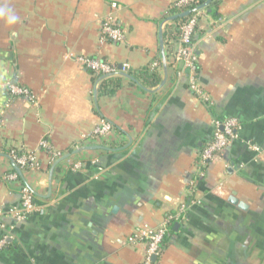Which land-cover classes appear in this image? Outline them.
I'll use <instances>...</instances> for the list:
<instances>
[{
    "label": "crops",
    "instance_id": "obj_1",
    "mask_svg": "<svg viewBox=\"0 0 264 264\" xmlns=\"http://www.w3.org/2000/svg\"><path fill=\"white\" fill-rule=\"evenodd\" d=\"M176 1L0 0L19 17L9 24L0 16V213L12 238L0 264H141L145 244L127 238L183 204L155 264H264V0H219L217 15L202 10L194 40L206 104L173 58L164 21ZM108 16L123 42H101ZM81 56L130 69L98 77ZM13 82L38 103L10 102ZM229 117L241 125L239 138L201 177L215 121ZM102 120L113 130L95 140ZM43 138L71 154L53 173ZM13 148L35 152L41 164L23 172L37 210L21 222L13 215L22 209L20 180L6 178L15 172ZM76 162L83 168L71 171Z\"/></svg>",
    "mask_w": 264,
    "mask_h": 264
},
{
    "label": "built area",
    "instance_id": "obj_2",
    "mask_svg": "<svg viewBox=\"0 0 264 264\" xmlns=\"http://www.w3.org/2000/svg\"><path fill=\"white\" fill-rule=\"evenodd\" d=\"M199 6H201L200 0H177L173 5V9L177 11V14H182L186 11L194 10ZM116 7V4L112 5V8L115 9ZM201 13L202 10H198L186 18L181 19L183 22L179 25V36L177 41H175L173 58L176 62L182 63L184 71L188 73L189 90L194 94L197 100L206 104L209 103L210 98L200 86L198 81L199 56L197 53L196 43L193 41ZM168 24H170V22L164 23V25ZM106 40L115 43H121L125 40L123 29L115 22V19L112 16H108L102 23L101 42L103 43ZM78 62L91 73L103 78L119 73H128L130 69L128 64H124L120 70L119 68L99 58L81 56L78 58ZM159 66V61L154 62L150 67V71L153 72ZM7 93L10 102L14 98L24 97L34 105L38 103L37 97L32 90L14 82L8 84ZM6 107H9V102ZM240 129L241 125L238 119L233 117L215 121L213 139L203 149L200 155L198 170L201 177L205 174L206 168H208V166L212 164L216 158L223 156L230 149L232 144L238 140ZM112 130V124L107 120H102L101 124L95 128L91 137L95 140L106 138ZM83 138H86V136H83ZM40 147L50 153L52 161L55 163L63 157L61 152L56 151L53 148L47 138H43L41 140ZM9 157L22 172L30 170L39 171L41 169V164L36 153L33 151L23 152L13 148L9 152ZM82 168L83 163L76 162L72 165L71 171H79ZM6 178L8 180L16 181L19 180V175L16 172H13L8 174ZM194 185L195 184L193 182L192 189ZM21 200V211L13 213L17 222L24 221L29 215L37 210L36 195L26 184L21 188ZM187 208V205L183 204L180 206L177 214L169 215L160 226L152 227L144 225L136 233L127 238L128 244H145L146 250L141 264H155L154 258H157L161 254L162 246L168 233L170 232L171 226L175 221L180 219ZM5 231H7V229L2 222V214L0 213V252L8 246L10 239H12L11 235Z\"/></svg>",
    "mask_w": 264,
    "mask_h": 264
},
{
    "label": "water",
    "instance_id": "obj_3",
    "mask_svg": "<svg viewBox=\"0 0 264 264\" xmlns=\"http://www.w3.org/2000/svg\"><path fill=\"white\" fill-rule=\"evenodd\" d=\"M213 2V0H207L204 4H202L201 6H199L198 8L194 9V10H191V11H186L182 14H177L175 16H172L170 17L168 20H165L164 22H171V21H176L178 19H183V18H186L187 16H189L190 14H192L193 12H196L198 10H203L205 8H207L211 3ZM160 45H161V49H162V53L164 54V41H163V32L161 31L160 33ZM164 66L166 68V58L164 57ZM121 70V68H119ZM127 76V75H126ZM129 77V76H127ZM86 149H90V148H83V149H80V150H76L74 153H79L81 152L82 150H86ZM71 156V154H68L64 157H62L61 159H59L53 169H52V173L54 172V169L56 168V166H58L62 161H64L65 159L69 158ZM13 166H14V170L15 172L19 175V177L22 179L24 178L23 176V172L21 171V169L13 162ZM230 202L237 205L239 208L243 209V210H246L247 206L246 204H244V202H240L239 200H237L236 198L232 197L230 198ZM178 227H180V224H175L173 226V229L176 230ZM154 261H156V257L154 258Z\"/></svg>",
    "mask_w": 264,
    "mask_h": 264
},
{
    "label": "trees",
    "instance_id": "obj_4",
    "mask_svg": "<svg viewBox=\"0 0 264 264\" xmlns=\"http://www.w3.org/2000/svg\"><path fill=\"white\" fill-rule=\"evenodd\" d=\"M206 1L207 0H200V4L202 5ZM218 2H219V0H213V2L209 5L207 10H210V11H212L211 12L212 14L217 15ZM176 14H177V11L175 9H172L171 12H170V15L166 18V20H168L172 16H175ZM181 22H183V20H181V19H178L176 21H171L170 22V26L168 27V29H170V32H171V34L173 36L174 41H177V39H178V36H179V25L181 24ZM163 41H164V44H166L167 41H168V33L167 32H165L163 34ZM193 41L195 42L194 39H193ZM19 180H20L19 182H20V185H21V188H22V186L25 185V184H24L23 180L20 177H19Z\"/></svg>",
    "mask_w": 264,
    "mask_h": 264
},
{
    "label": "clouds",
    "instance_id": "obj_5",
    "mask_svg": "<svg viewBox=\"0 0 264 264\" xmlns=\"http://www.w3.org/2000/svg\"><path fill=\"white\" fill-rule=\"evenodd\" d=\"M0 16L5 17L7 20V23L9 24H14L19 19L18 16H16L14 13L6 9H0Z\"/></svg>",
    "mask_w": 264,
    "mask_h": 264
}]
</instances>
